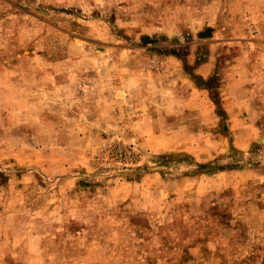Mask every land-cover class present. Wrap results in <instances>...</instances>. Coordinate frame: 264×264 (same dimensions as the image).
<instances>
[{
    "label": "rangeland",
    "instance_id": "rangeland-1",
    "mask_svg": "<svg viewBox=\"0 0 264 264\" xmlns=\"http://www.w3.org/2000/svg\"><path fill=\"white\" fill-rule=\"evenodd\" d=\"M0 264H264V0H0Z\"/></svg>",
    "mask_w": 264,
    "mask_h": 264
},
{
    "label": "crops",
    "instance_id": "crops-1",
    "mask_svg": "<svg viewBox=\"0 0 264 264\" xmlns=\"http://www.w3.org/2000/svg\"><path fill=\"white\" fill-rule=\"evenodd\" d=\"M199 70H200L199 72H201L200 74L203 76V78H208L210 72L209 73L207 72L208 70L206 69V65L205 64L203 66H200ZM202 91H203L202 94L204 95V90H202ZM223 94L225 95L226 91ZM196 100L199 103V101H198L199 99H196ZM192 101H193V99L188 100L189 104L192 103ZM203 101H204V99H201V102H203ZM181 104H182L181 105L182 108H185L186 106H189V104L188 103L185 104L184 101Z\"/></svg>",
    "mask_w": 264,
    "mask_h": 264
}]
</instances>
